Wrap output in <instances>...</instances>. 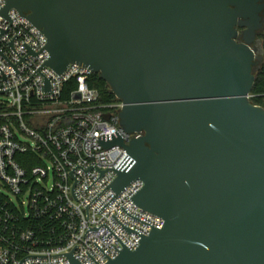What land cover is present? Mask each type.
<instances>
[{
	"label": "water",
	"instance_id": "water-1",
	"mask_svg": "<svg viewBox=\"0 0 264 264\" xmlns=\"http://www.w3.org/2000/svg\"><path fill=\"white\" fill-rule=\"evenodd\" d=\"M5 1L46 36L50 68L91 69L121 101L123 130L144 134L102 141L128 154L111 189L143 181L133 201L165 225L107 264H264V108L251 103L248 38L264 0Z\"/></svg>",
	"mask_w": 264,
	"mask_h": 264
},
{
	"label": "built area",
	"instance_id": "built-area-1",
	"mask_svg": "<svg viewBox=\"0 0 264 264\" xmlns=\"http://www.w3.org/2000/svg\"><path fill=\"white\" fill-rule=\"evenodd\" d=\"M0 0V264H107L164 228L134 203L144 188L111 186L127 150L122 103H103L91 69L47 64L46 36ZM108 116V118H106Z\"/></svg>",
	"mask_w": 264,
	"mask_h": 264
},
{
	"label": "trees",
	"instance_id": "trees-1",
	"mask_svg": "<svg viewBox=\"0 0 264 264\" xmlns=\"http://www.w3.org/2000/svg\"><path fill=\"white\" fill-rule=\"evenodd\" d=\"M90 86L97 89L103 103H119L112 93L109 85L103 81L99 75H94L90 81ZM251 103L264 108V64L262 71L256 77V83L252 92Z\"/></svg>",
	"mask_w": 264,
	"mask_h": 264
},
{
	"label": "flooded vegetation",
	"instance_id": "flooded-vegetation-1",
	"mask_svg": "<svg viewBox=\"0 0 264 264\" xmlns=\"http://www.w3.org/2000/svg\"><path fill=\"white\" fill-rule=\"evenodd\" d=\"M260 10L256 13V22L254 23L255 30L254 36H249L251 39V47L257 50V58L255 60V65L253 66V72L255 77L262 71L264 64V1L259 3ZM246 28H238V38L239 43L244 42L246 36Z\"/></svg>",
	"mask_w": 264,
	"mask_h": 264
},
{
	"label": "rangeland",
	"instance_id": "rangeland-1",
	"mask_svg": "<svg viewBox=\"0 0 264 264\" xmlns=\"http://www.w3.org/2000/svg\"><path fill=\"white\" fill-rule=\"evenodd\" d=\"M264 104V103H263Z\"/></svg>",
	"mask_w": 264,
	"mask_h": 264
}]
</instances>
